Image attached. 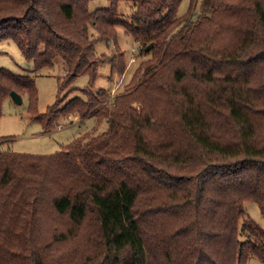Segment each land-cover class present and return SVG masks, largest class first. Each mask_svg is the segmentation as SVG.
<instances>
[{"label": "trees", "instance_id": "1", "mask_svg": "<svg viewBox=\"0 0 264 264\" xmlns=\"http://www.w3.org/2000/svg\"><path fill=\"white\" fill-rule=\"evenodd\" d=\"M90 1L0 0V42L34 71L66 64L44 113L35 79L0 67V119L15 90L45 130L66 115L108 123L52 154L0 149V264L264 262V227L245 208L264 217V0H200L199 14L197 0L183 14V0ZM119 25L151 57L113 95L95 83L102 64L109 81L125 72ZM80 76L82 96L64 102Z\"/></svg>", "mask_w": 264, "mask_h": 264}, {"label": "rangeland", "instance_id": "2", "mask_svg": "<svg viewBox=\"0 0 264 264\" xmlns=\"http://www.w3.org/2000/svg\"><path fill=\"white\" fill-rule=\"evenodd\" d=\"M194 13L199 14L200 0L195 2ZM190 0H183L179 13L188 11ZM110 0H91L89 9L94 12L96 9L109 7ZM119 15L123 18H130L133 7L130 3L121 1L119 4ZM93 36L98 33L91 27ZM118 46L125 53L127 60L126 69L123 75L115 76L113 81H109L111 67L109 64H102L99 68L95 89L107 87L113 95L123 92L130 83L135 71L151 57V54H141L140 44L129 35L122 25L117 26ZM118 46L113 43L108 45L105 41L96 43V50L101 53H117ZM0 67L8 68L19 74L31 75L36 81L38 91L37 109L40 113L46 112L47 108L54 104L59 94V78L66 72V64L62 58L58 57L53 68L33 70V63L26 60L18 45L12 40L0 42ZM87 76L78 77L71 87L65 89L60 94L66 102L72 97L82 96L81 89L88 86ZM23 101L18 104L13 99H8L4 103L3 115L0 119V149L13 150L17 152L52 154L62 150L70 141L87 131L102 133L108 129L107 121H99L94 117L80 119L77 115H66L61 117L59 126L51 130H45L42 123L33 119L30 113L29 96L24 94ZM135 105H138L137 103ZM245 208L249 218L254 219L264 227V217L261 215L259 206L254 202H246ZM247 264H264L257 257H251Z\"/></svg>", "mask_w": 264, "mask_h": 264}, {"label": "water", "instance_id": "3", "mask_svg": "<svg viewBox=\"0 0 264 264\" xmlns=\"http://www.w3.org/2000/svg\"><path fill=\"white\" fill-rule=\"evenodd\" d=\"M153 44H150L146 47V50H150L152 48ZM11 98L13 99L14 102L21 104L23 101L22 95L20 93H18L15 90H12L10 93Z\"/></svg>", "mask_w": 264, "mask_h": 264}, {"label": "built area", "instance_id": "4", "mask_svg": "<svg viewBox=\"0 0 264 264\" xmlns=\"http://www.w3.org/2000/svg\"><path fill=\"white\" fill-rule=\"evenodd\" d=\"M62 127L61 124H59V128Z\"/></svg>", "mask_w": 264, "mask_h": 264}]
</instances>
